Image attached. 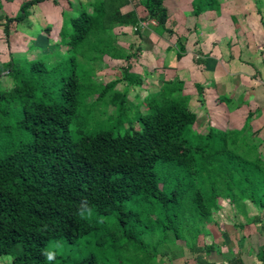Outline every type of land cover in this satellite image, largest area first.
I'll return each mask as SVG.
<instances>
[{"label": "trees", "instance_id": "obj_1", "mask_svg": "<svg viewBox=\"0 0 264 264\" xmlns=\"http://www.w3.org/2000/svg\"><path fill=\"white\" fill-rule=\"evenodd\" d=\"M40 1L0 16L5 40L9 24L24 21ZM163 1L141 4L155 22L150 28L172 34ZM126 2L104 0L91 12L63 15L58 37L72 54L68 62L0 61V76L9 79L0 86V256L10 254V264H167L183 257L187 243L196 263L213 264L202 257L214 247L199 246L195 237L206 233L214 214L230 212L228 222L242 228L236 213L264 210V159H258L264 139L246 138L249 119L239 130L197 131L183 84L166 81L157 96L143 99L137 125L128 121L127 87H141L145 78L131 72L133 53L111 51L114 25L139 22L135 11L121 14ZM192 8L197 15L219 2L193 0ZM86 44L93 54L124 62L126 89L113 92L119 80L87 89L93 101L83 115L75 54L84 56ZM100 102L113 107L107 127L91 116ZM256 257L264 264L263 248Z\"/></svg>", "mask_w": 264, "mask_h": 264}, {"label": "crops", "instance_id": "obj_2", "mask_svg": "<svg viewBox=\"0 0 264 264\" xmlns=\"http://www.w3.org/2000/svg\"><path fill=\"white\" fill-rule=\"evenodd\" d=\"M24 1L0 0V16H15ZM103 1L43 0L30 6L27 18L10 23L7 40H0V51L8 49L7 55L0 54V61L62 50L58 32L63 15L73 16L79 8L91 12ZM192 1H163L168 14L166 28L172 34L156 28L134 32L132 25L115 24L112 44L127 53L136 51L138 55L133 53L129 61L131 72L145 78L141 87L145 86L147 95L157 96L166 81H180L188 107L196 113L195 125H202L203 131L208 127L217 133L239 130L249 119L246 138L263 140L264 0H218L219 8L197 15ZM118 8L121 14L135 11L138 21L148 20L141 0H127ZM4 22L0 20L2 33ZM122 33L129 35L122 37ZM250 217L257 228H245L240 220L237 222L243 227H233L228 218L232 228L210 229L204 236L208 240L199 246L212 245L214 250L202 258L213 264H259L256 255L264 250V230L258 218L264 222V215ZM184 258L167 264H198L193 255L192 260Z\"/></svg>", "mask_w": 264, "mask_h": 264}, {"label": "rangeland", "instance_id": "obj_3", "mask_svg": "<svg viewBox=\"0 0 264 264\" xmlns=\"http://www.w3.org/2000/svg\"><path fill=\"white\" fill-rule=\"evenodd\" d=\"M79 12V9L75 10V14L77 15ZM150 28V27H149ZM122 37L129 35L128 33H122ZM4 36L3 33L0 30V40H3ZM2 43V42H0ZM63 44H61V47ZM60 47V48H61ZM126 47L128 45L126 44ZM125 47V48H126ZM64 48V47H63ZM90 45L86 44L84 46L85 49V54L77 53L76 59H77V75L79 78V83L81 85V101H80V110L83 115H85V112L83 113L82 110H84L88 105L93 101L92 97H87L85 98V92L87 89L92 88L93 86H101L105 83H108L110 81H115L119 80L113 87L112 90L114 91H123L126 89V86L124 82L120 81V78L122 76V67L124 66V62L121 60H114V58L108 53L105 54H93L92 52H89ZM101 49L103 48L102 46L100 47ZM112 53L115 54V52L120 53L121 55L123 53H126L127 51L123 50V48L117 44L112 45ZM7 50L2 48L0 51L1 55H7ZM63 50V49H62ZM58 50L56 54H39L31 58V55H26L23 57H16V58H23L27 60H41L43 61L46 65L51 66L56 62H68V59L72 56L71 53L65 51V50ZM133 53L137 54L135 50H133ZM138 55V54H137ZM136 55V56H137ZM96 57V58H95ZM94 59V60H92ZM133 63V61H132ZM69 64L66 65L65 73H68L71 67L68 66ZM9 85V79L6 78L4 75L0 76V86L1 87H7ZM112 92V93H113ZM111 94V93H109ZM147 95L145 86L142 87H135V86H128L127 87V102L125 103V106H128V121L132 122L134 126L137 125L136 123V118L139 113H143L142 111L145 110V104L143 99ZM113 107L111 105L106 106L105 102H100L97 103L93 106L91 116H93L98 122L99 127L103 125V127H107V118L108 116L113 113L112 112ZM91 123L93 121L91 120L92 118L89 117ZM127 126V123H125L123 126L116 128L115 130L118 132H122L124 128ZM194 128L197 131H203L202 130V125H195ZM74 132V125L72 124L70 126V133L71 135ZM264 146V145H263ZM263 146L258 147V152H259V157L258 159H264V149ZM218 203H221V199H218ZM257 214H262L264 215V210L257 211L254 208L250 207L247 210V216L236 213L234 215L235 220H240L242 224H244L245 228L249 229H254L257 228L254 226V223L250 221V216L257 215ZM226 220L221 219V217H218L216 214H214V223H209L206 225V233L205 234H198L195 239L197 240L198 244H203L204 240H208V238H204L206 234H208L210 229H215V228H226L228 226L229 228H232L231 226L228 225L227 219L232 218V214L229 212L227 215H225ZM221 219V220H220ZM239 221V222H240ZM227 224V225H226ZM230 224V223H229ZM216 225V227H215ZM194 239V240H195ZM184 246L183 248V260H192V255L188 251L187 247ZM12 256L10 254L8 255H3L0 256V264H10ZM177 260V259H176ZM175 262V261H174Z\"/></svg>", "mask_w": 264, "mask_h": 264}, {"label": "built area", "instance_id": "obj_4", "mask_svg": "<svg viewBox=\"0 0 264 264\" xmlns=\"http://www.w3.org/2000/svg\"><path fill=\"white\" fill-rule=\"evenodd\" d=\"M155 22L152 19L139 21L135 26L132 27V30L135 31H142L144 29L149 28L150 26H154Z\"/></svg>", "mask_w": 264, "mask_h": 264}, {"label": "clouds", "instance_id": "obj_5", "mask_svg": "<svg viewBox=\"0 0 264 264\" xmlns=\"http://www.w3.org/2000/svg\"><path fill=\"white\" fill-rule=\"evenodd\" d=\"M47 258L49 259V260H52L54 257H53V253H51V252H49V253H47Z\"/></svg>", "mask_w": 264, "mask_h": 264}]
</instances>
